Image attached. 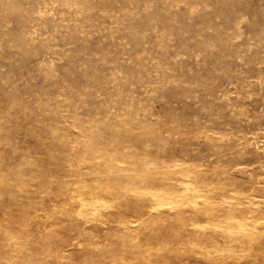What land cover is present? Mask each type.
Segmentation results:
<instances>
[{
  "label": "rangeland",
  "instance_id": "rangeland-1",
  "mask_svg": "<svg viewBox=\"0 0 264 264\" xmlns=\"http://www.w3.org/2000/svg\"><path fill=\"white\" fill-rule=\"evenodd\" d=\"M0 264H264V0H0Z\"/></svg>",
  "mask_w": 264,
  "mask_h": 264
},
{
  "label": "bare ground",
  "instance_id": "bare-ground-1",
  "mask_svg": "<svg viewBox=\"0 0 264 264\" xmlns=\"http://www.w3.org/2000/svg\"><path fill=\"white\" fill-rule=\"evenodd\" d=\"M199 214V213H198ZM241 231V230H240Z\"/></svg>",
  "mask_w": 264,
  "mask_h": 264
}]
</instances>
